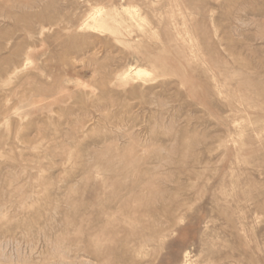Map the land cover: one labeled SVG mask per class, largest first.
Listing matches in <instances>:
<instances>
[{
  "label": "rangeland",
  "instance_id": "1",
  "mask_svg": "<svg viewBox=\"0 0 264 264\" xmlns=\"http://www.w3.org/2000/svg\"><path fill=\"white\" fill-rule=\"evenodd\" d=\"M0 264H264V0H0Z\"/></svg>",
  "mask_w": 264,
  "mask_h": 264
},
{
  "label": "bare ground",
  "instance_id": "2",
  "mask_svg": "<svg viewBox=\"0 0 264 264\" xmlns=\"http://www.w3.org/2000/svg\"><path fill=\"white\" fill-rule=\"evenodd\" d=\"M130 11H131V10H130ZM128 12H129V11H128ZM128 15H129V14H128ZM133 15H134V14H133ZM134 16H135V15H134ZM130 17H131V15H130ZM89 18H90V17H89ZM133 18H134V17H133ZM130 19H131V18H130ZM132 20H133V19H132ZM85 22H86V21H85ZM135 67H136V66H135ZM133 69H135V68H132V70H133ZM143 69H144V68H143ZM129 70H130V69H129ZM135 70H137V71H135ZM135 70H134L135 73H134V74H131V75H133L134 77H135V76H137V77H138V76L141 77V75L143 74V77L145 78V76H144L145 74L143 73L145 70L142 71V69H139V66H138V69H135ZM146 71H147V70H146ZM148 73H149V72H148ZM146 74H147V72H146ZM131 75H130V76H131ZM148 75H149V74H148ZM133 76H132V78H134ZM149 77H150V75H149ZM133 80H135V79H133ZM136 80H137V79H136Z\"/></svg>",
  "mask_w": 264,
  "mask_h": 264
}]
</instances>
